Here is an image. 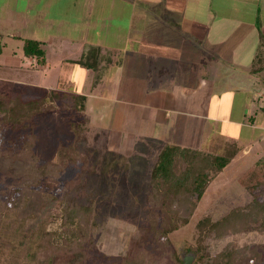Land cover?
I'll list each match as a JSON object with an SVG mask.
<instances>
[{
    "label": "crops",
    "instance_id": "obj_1",
    "mask_svg": "<svg viewBox=\"0 0 264 264\" xmlns=\"http://www.w3.org/2000/svg\"><path fill=\"white\" fill-rule=\"evenodd\" d=\"M18 20L49 34L32 38L45 50L46 88L85 97L94 147L147 161L165 144L217 153L234 144L229 162L253 149L245 171L264 162V0H0V28Z\"/></svg>",
    "mask_w": 264,
    "mask_h": 264
},
{
    "label": "rangeland",
    "instance_id": "obj_2",
    "mask_svg": "<svg viewBox=\"0 0 264 264\" xmlns=\"http://www.w3.org/2000/svg\"><path fill=\"white\" fill-rule=\"evenodd\" d=\"M78 12V7L64 10V14H69V22L74 21V15ZM39 21L45 20L41 18ZM19 22L16 26L13 24L14 27L0 28V94L8 97L19 94L23 96L22 99H38L49 91V75L44 79L40 72L43 66L39 68L33 59H26L22 53L21 38H14L9 33L43 41H47L49 34L42 27H32L33 22H29V29L22 30ZM69 33L78 34L76 31ZM55 34L60 35V31L51 32V35ZM45 43L48 46L49 42ZM46 51L49 58L55 59L57 52L50 47ZM56 68L59 72L60 64L53 66V69ZM70 99L64 93L59 98L60 102L46 98L44 106L27 123L17 121V124L8 125L1 119L3 113L0 112V264H63L61 254L55 260L51 256L47 257L48 260L45 258L43 239L50 235L54 245L64 246V239L80 240L82 230L89 238L84 243L85 258L82 264H114L133 257L144 248L157 254L163 249L160 242L146 239L151 234L145 227L146 208L143 200L138 201L130 191L133 180L145 181L146 178H136V174L132 176L127 171L129 166H120L118 170L109 172V176L116 177H108V183H103L98 175L93 177V173L88 174L87 170L79 172L82 159L68 161L63 156L62 148L66 150L71 144L77 149L86 147L105 152L103 148L92 145L86 134L85 116L66 105ZM238 107L235 104L236 111ZM81 150L85 151L83 148ZM156 153H148L147 161L156 162ZM255 154L256 149L249 155L241 151V156L237 158L244 160H231L210 182L189 222L170 234L172 248L180 252L183 260L188 255L185 251L197 235L195 223L199 218L208 215L218 219L251 197L237 177L253 161ZM47 162H55L61 167L58 171L43 175L40 168ZM121 180L125 181L124 185L120 183ZM142 186L146 191L147 187ZM74 205L90 206L92 212L88 217L83 214L70 217ZM219 238L213 233L207 237L206 255H214L230 244L232 247H242L244 243L251 244L247 243L251 241L264 243V232L254 229L239 235H226L223 240ZM227 238L229 241H225Z\"/></svg>",
    "mask_w": 264,
    "mask_h": 264
},
{
    "label": "trees",
    "instance_id": "obj_3",
    "mask_svg": "<svg viewBox=\"0 0 264 264\" xmlns=\"http://www.w3.org/2000/svg\"><path fill=\"white\" fill-rule=\"evenodd\" d=\"M21 40L23 55L32 57L38 66H43L46 58L41 42L32 38H21ZM1 51L0 36V53ZM96 55V48L89 49V53L79 60V63L87 65L85 59L91 56L96 57ZM22 97L19 94L13 97L0 94V112L3 113L1 119L6 124H17V121L27 123L44 106L46 98L60 102L59 98L62 97V93L49 90L38 99H22ZM70 100L66 105L73 111L83 113L85 97L72 96ZM81 149L71 144L66 149L67 152L62 148L63 156L67 157L68 161L74 159L77 162L79 158L82 159L79 172L87 170L88 174L93 173V177L98 175L97 177H100L103 183H108L106 179L111 177L109 172H113L114 169L118 170L120 166H129L127 171H130L132 176L136 174V178H146V182L140 179L133 180V188L130 191L134 193L138 201L143 200L144 208H146L145 227L146 231L151 233L146 239L160 242L163 249H160L157 254L144 248L133 257L124 258L121 262L114 264H182L183 257L180 256L179 251L172 248L170 234L189 222L208 184L237 151L234 144H228L221 153L165 144L158 152L156 162L152 163L145 160H129L120 154L100 152L94 148L81 147ZM60 167L55 162H47L41 166L40 172L48 175L50 172L58 171ZM96 169H99L98 172ZM115 177L112 175L110 179ZM237 180L251 192L253 200L245 206L230 209L218 219L205 215L196 221L197 235L194 236L193 244L185 251L186 255L192 256V264H264V254L261 253L264 251L262 245L245 244L242 247H232L230 244L214 255H206V239L212 233L215 237L221 238L253 229L264 231V162L260 161L251 165L237 177ZM120 183L124 185L125 181L121 180ZM142 185L147 187L146 191L143 190ZM35 191L39 194L38 190ZM91 212L90 206L74 205L69 214H71L70 217L75 214L88 217ZM82 231H84L82 234L84 236L81 235L80 240L64 239V246L54 245L50 235L45 236L43 239L45 258L51 256V259L55 260L59 258L57 255L61 254L64 257L63 264H82L85 258L84 243L89 239L85 234L86 231Z\"/></svg>",
    "mask_w": 264,
    "mask_h": 264
},
{
    "label": "water",
    "instance_id": "obj_4",
    "mask_svg": "<svg viewBox=\"0 0 264 264\" xmlns=\"http://www.w3.org/2000/svg\"><path fill=\"white\" fill-rule=\"evenodd\" d=\"M190 262H192V256L187 255L183 260V264H190Z\"/></svg>",
    "mask_w": 264,
    "mask_h": 264
}]
</instances>
